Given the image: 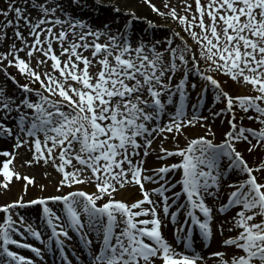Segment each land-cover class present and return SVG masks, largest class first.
Segmentation results:
<instances>
[{
    "label": "snow or ice",
    "instance_id": "snow-or-ice-1",
    "mask_svg": "<svg viewBox=\"0 0 264 264\" xmlns=\"http://www.w3.org/2000/svg\"><path fill=\"white\" fill-rule=\"evenodd\" d=\"M143 2L170 17L192 44L175 30L160 48V41L129 36L128 24L119 34L107 25L93 30L67 14L61 0H9L0 9V43L11 28L20 45L0 51V72L21 90L18 98L0 86V137L14 141L12 151H0V195L14 180L25 182L21 196L0 204V264H35L10 246L43 260L40 248L14 238L27 234L45 244L18 211L34 206H40L61 264H73L66 251L70 232L83 245L84 259L72 251L75 264H264V0H194V9L182 0L183 15L170 0L163 2L167 11ZM9 68L39 88L20 84ZM190 75L201 82L198 91ZM209 90L223 107L202 116L198 109ZM12 113L17 119L10 127L3 121ZM217 117L221 123L227 118L219 143L204 123ZM196 128L203 135L189 139ZM169 139L172 149L164 147ZM21 148L31 153L22 166L50 164L60 175L56 191H70L25 202L36 184L13 167ZM150 150L157 160L173 162L145 167ZM245 151L256 155L254 163ZM146 183L158 186L146 189ZM222 184L228 191L219 202ZM230 209L234 214L226 216ZM217 216L226 218L214 226ZM165 221L173 225L174 243L163 235ZM197 233L205 249L218 237L219 250L196 252ZM46 249L52 252L53 240Z\"/></svg>",
    "mask_w": 264,
    "mask_h": 264
},
{
    "label": "rangeland",
    "instance_id": "rangeland-1",
    "mask_svg": "<svg viewBox=\"0 0 264 264\" xmlns=\"http://www.w3.org/2000/svg\"><path fill=\"white\" fill-rule=\"evenodd\" d=\"M9 0H0V9H4L7 5ZM163 2L164 0H152V3L155 4L158 8L161 9V11H167V9L163 8ZM189 3L193 4V9L195 8L194 0H188ZM61 3L64 4L67 14L73 15L78 19H81L84 23L89 25L93 30L95 29H102L105 25L108 26V29L112 33L119 34V31L125 27L126 24L129 25L128 27V35L134 38H143L145 42H152V41H160L161 43L157 45V48H160L163 46V42L172 38V30H175L177 32H180L181 36H184L187 41H189V44H192L191 39L187 36L186 33H184L179 26L175 22L171 20L170 17H160L156 13L152 12L151 9L143 2V0H80L81 5H83L82 8H78L76 5H73L71 0H61ZM169 6H175L177 11L180 14H184L182 11V0H170ZM115 7H119L121 11L119 13L114 11ZM135 13V16L138 17V19H133V17L129 13ZM59 14V13H58ZM33 15L35 13L33 12ZM63 18V17H62ZM3 17H0V23L3 22ZM148 21H151L152 24L157 25V27L152 28L149 27ZM23 30V29H22ZM25 35H27V32L25 31ZM13 42L19 45V41H14L13 38V29H8V39L4 43H0V51H6L8 46L11 45ZM180 40L177 38L174 41L175 44H179ZM59 54V53H57ZM21 56H24V53H20ZM85 55H88V53H85ZM63 59V58H62ZM51 62L49 61V65ZM33 67H35V60L32 61ZM204 63L201 62V67H204ZM43 71L44 69H40ZM48 71H51L50 67L47 69ZM9 73L12 76H15L16 79L20 82V84H30L31 87L39 88L38 84H31L29 80L26 78L20 76L18 71L15 68H9ZM95 71V69H93ZM219 78V77H218ZM190 83H196L197 84V90L200 87V81L195 75L189 76ZM0 86L6 87L7 91L9 93L14 94L16 97L21 96V90L16 87L11 80H7L3 72H0ZM193 94V93H192ZM191 94L190 102H194L195 97ZM32 99H36L35 96H32ZM221 107H223V104H217L214 102L213 93L211 90L206 94V97L203 102V106L198 109V114L202 116H208L210 111H218ZM239 115V114H238ZM230 118V117H228ZM17 119V116L15 113L10 114L9 118L6 121H3L8 126H13L15 121ZM222 118L217 117L215 119H210L204 121L205 126L211 125L213 130L215 124H221V133L227 128V118H224V122L221 123ZM245 125L248 127L258 128L259 125L250 122L245 121ZM13 131L15 132V128H13ZM191 133L188 134L189 139L194 138L199 135H203V129L195 130H189ZM216 136L215 142L219 143L222 139V136ZM171 141V139H169ZM182 140V141H181ZM7 142V151H12V144L13 140L11 138L5 139ZM182 142L183 147L186 146L185 140L181 137L179 138V143ZM171 143H173L171 141ZM241 151H244L243 147L240 148ZM17 158L14 161L13 167L17 172H19L22 176L27 175L29 177H34L35 181L40 185H44L45 189L44 191H41V189H38L32 186H29L28 194L24 196L25 202L34 199V198H40V197H49L54 195H63L66 194L68 189H64V192H57L56 191V184L58 180L60 179V175L55 171V169L49 164L47 166L41 165H32L31 167L28 166H22L24 164V161L31 158V153L26 151L24 148L17 150ZM245 159L249 161L250 164L254 163L256 160V155L252 154L249 155L246 151L244 152ZM4 159V158H3ZM172 158H169L166 161H163L164 164L171 163ZM47 173V176L45 175ZM171 175V174H169ZM176 178H179V173H177ZM2 179V178H0ZM228 182H233L235 180V177L232 175H229L227 177ZM25 182L23 180L20 181H13V184L11 185V191L8 192L6 195H0V204H5L12 202L16 200L19 196L23 194L22 186ZM147 184V183H146ZM150 186H153L154 184H147ZM156 187L158 185H155ZM179 185L177 186V189H174L176 191L179 190ZM35 189H38V191H35ZM227 189L224 188L223 184L221 185V199H225L227 195ZM89 192V191H88ZM210 202V201H207ZM36 206L27 208V209H19L18 211L22 216L25 217V220L27 223L35 222L36 217L38 213L36 212V209H34ZM40 208V206H38ZM50 207H53V210H56L59 207H62V205L59 204H50ZM175 205L172 206L170 209L171 211L174 210ZM159 211V209H158ZM2 215V214H1ZM40 215V214H39ZM180 220L183 219V216L179 217ZM2 222V221H0ZM173 229V227H172ZM171 229V232H173ZM40 231V230H38ZM41 232V231H40ZM169 243L171 241H174V239L168 240Z\"/></svg>",
    "mask_w": 264,
    "mask_h": 264
},
{
    "label": "bare ground",
    "instance_id": "bare-ground-1",
    "mask_svg": "<svg viewBox=\"0 0 264 264\" xmlns=\"http://www.w3.org/2000/svg\"><path fill=\"white\" fill-rule=\"evenodd\" d=\"M192 95H193V97H195V93H193ZM190 100H191V98H190ZM221 128H222L221 124H215L214 125L215 130H213V131H215L217 133L216 136H218V137L220 136L219 133H221V131H222ZM198 129L199 128L192 129V130L197 131ZM190 133L191 132L189 131L188 134H190ZM5 139H7V138L0 137V151H4L7 149V142L5 141ZM182 145H183L182 142H180L181 147L184 146V145L183 146ZM152 147L156 148L157 143L154 142ZM164 147L172 149V148H174V144L171 143V141L169 140V141H166L164 143ZM0 160H3V157H0ZM146 161L147 162L145 164V167H148V166L159 167V166H161V164H164L163 161H159L156 159L155 153L152 152L151 150H150V155L146 158ZM39 182H41V181L39 180L38 183L35 181L36 188H38V189H40ZM154 187H156V186L155 185L150 186V185L145 184L146 189H150V188H154ZM38 189H35V191H38ZM84 190L89 191V193H91V192L95 191V187L94 186H84ZM68 191H70V190L68 189ZM138 196H139V193H135L134 195L130 194L129 196H125V197H119L118 196L117 198L118 199H120V198L133 199V198L138 197ZM153 198L155 199V197H153ZM224 200L225 199H221L219 202H223ZM181 202H183V198H182ZM100 203L102 204L103 201H101ZM170 203H171V201H170ZM34 209H36V212L38 213L40 208L38 206H36ZM174 210H175V208H174ZM233 214H234V211L230 209L229 212L226 214V216H231ZM225 218H226L225 216H217L213 222L214 226H215V224L223 221ZM45 223L46 222L42 218V212L40 209V211L36 217L35 222H31V224L33 225L34 228H36V230L41 231L42 239L45 241V244H41L40 241L35 240V238L28 236L27 234H26V238L21 237L19 235H14L15 239H18L21 242L29 243L34 247L40 248L41 252L43 254V260H40V258L36 257L35 254L32 253L28 249H20V248H16L15 246H10V250L17 251L19 254L24 255L26 258L33 259L35 261V264H61L59 249L55 246L54 238L51 235V230H50V228H47L45 226ZM172 227H173V225L170 222L165 221V226L162 228V232H163V235L165 236V238L167 240L174 239L173 232H171ZM213 230L215 232V227L213 228ZM69 235L72 236V240L68 242L69 248H67L66 251L69 254V258L73 260V264H75V257L72 255V251L74 250L76 255H79V256H81V259H84V256L81 253V249L83 248V245L79 242L78 234L70 232ZM225 235H230V233L226 232ZM49 240H53V249H52L51 253L49 251H47V249H46V243ZM217 240H218V237L214 236L211 243H210V246L205 249L202 247L203 241L198 237V233H197V234H194V245H193V247L195 248L196 252L204 255V254H207L208 252L219 250V245L217 244ZM171 243H174V241H171ZM174 246H176V245H174ZM177 247L182 249V245L177 246Z\"/></svg>",
    "mask_w": 264,
    "mask_h": 264
}]
</instances>
